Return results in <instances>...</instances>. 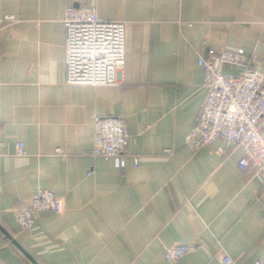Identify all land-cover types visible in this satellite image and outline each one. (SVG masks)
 I'll return each mask as SVG.
<instances>
[{"label":"crops","instance_id":"1","mask_svg":"<svg viewBox=\"0 0 264 264\" xmlns=\"http://www.w3.org/2000/svg\"><path fill=\"white\" fill-rule=\"evenodd\" d=\"M68 6L126 22L120 84L66 83ZM240 48L264 74V0H0V264L264 261V175L241 170L243 149L223 139L188 145L207 96L199 55ZM96 116L126 118L125 172L89 153ZM41 188L65 210L23 229L15 209ZM177 243L201 247L167 261Z\"/></svg>","mask_w":264,"mask_h":264},{"label":"built area","instance_id":"2","mask_svg":"<svg viewBox=\"0 0 264 264\" xmlns=\"http://www.w3.org/2000/svg\"><path fill=\"white\" fill-rule=\"evenodd\" d=\"M15 16L7 15L4 21ZM66 83L70 85L115 86L121 82L126 60V22L102 17L96 8L68 6L64 17ZM245 50H211L199 55L198 64L204 70L207 96L202 104L188 145L200 149L219 139L239 146L244 155L238 165L243 171L264 175V74L251 66ZM241 66L235 73L225 74L224 66ZM0 158L7 155V144L1 138ZM132 138L124 116H96L93 146L90 154L96 158L114 159L122 172L127 170V149ZM135 140H133L134 142ZM172 150H167L171 154ZM17 155L26 154L25 143L16 144ZM133 165L140 157L133 155ZM62 213L64 198L54 191L39 189L15 216L23 229H31L41 211ZM201 245L177 243L165 247L167 261L178 260L197 251ZM221 264H238L229 255H222ZM253 264H264L262 259Z\"/></svg>","mask_w":264,"mask_h":264},{"label":"water","instance_id":"3","mask_svg":"<svg viewBox=\"0 0 264 264\" xmlns=\"http://www.w3.org/2000/svg\"><path fill=\"white\" fill-rule=\"evenodd\" d=\"M0 229L5 233V235L9 236V233L0 225ZM33 260V258H31Z\"/></svg>","mask_w":264,"mask_h":264}]
</instances>
